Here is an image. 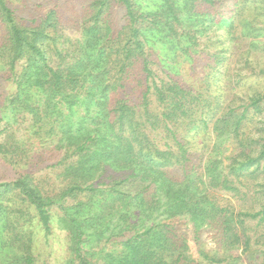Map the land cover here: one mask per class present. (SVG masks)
<instances>
[{"label":"trees","instance_id":"obj_1","mask_svg":"<svg viewBox=\"0 0 264 264\" xmlns=\"http://www.w3.org/2000/svg\"><path fill=\"white\" fill-rule=\"evenodd\" d=\"M221 2L155 0L143 6L142 0H85L75 25L78 36L73 39L59 26L55 8L25 23L9 0H0V71L8 74L15 88L4 100L8 98L6 107L22 104L30 90L40 93V99L28 107L31 133L45 137L60 151L57 165L63 168L62 182L53 194L30 171L0 182V253L8 255V248L9 253L24 251L20 264H32L28 251L35 237L42 233L47 238L52 224L59 221L72 228L70 242L78 264H98L86 257L81 245L97 234L98 225L108 223L103 209L92 212L105 195L112 204L134 199L141 221L169 209L170 217H187L195 234L203 227L218 231L219 246L199 252L205 264L235 263L243 255L245 264H264V56L258 54L264 52V45L254 50L261 46L254 21L239 22L242 11L253 4L259 16L264 0H234L231 17L218 19ZM114 7L124 11L119 27L112 20ZM215 26L222 28L220 36ZM156 34L172 49L192 57L201 48L200 38L211 40L214 34L216 46L211 42L202 47L209 49L208 62L224 65L230 52L234 65L254 63L261 88L245 98L236 94L228 103L221 96L210 99L211 94L186 87L169 75L156 76L149 61L151 36ZM246 36L252 38L250 45L234 53L238 50L229 42L245 43ZM62 105L83 107L81 120L71 123V117L60 116ZM237 107L241 111L236 112ZM257 116L256 136L247 126ZM88 120L93 129L86 125ZM186 120L200 123L199 128L212 122L215 130L222 122L233 124L229 135L234 147L225 156L227 162L191 158L184 135H178ZM159 133L162 145L156 142ZM15 139L0 143V156L26 164L29 155ZM122 172L127 174L122 177ZM177 175L183 177L181 181ZM129 182H138L134 193L124 190ZM220 191L230 198H218L215 193ZM119 221L118 237L133 234L123 240L117 264L189 260L184 254L186 240L174 233L171 224L158 221L136 230L129 217ZM16 259L15 255L10 262Z\"/></svg>","mask_w":264,"mask_h":264},{"label":"rangeland","instance_id":"obj_2","mask_svg":"<svg viewBox=\"0 0 264 264\" xmlns=\"http://www.w3.org/2000/svg\"><path fill=\"white\" fill-rule=\"evenodd\" d=\"M221 1L220 5L224 4V6L219 9L215 8L212 11L214 12L218 9L217 11L221 13L218 19L221 16L225 18L231 17L229 8L231 9L233 6L234 0ZM84 2L85 0H9L10 5L15 9L16 15L24 20L25 23H29L33 19H39L47 10L55 8L57 10V17L60 20L59 26H62L63 32L73 39L78 36L74 32L76 30L75 25L78 20L77 15L80 14ZM154 2L155 0H142L143 6H146L145 4L152 5ZM255 7L256 6L253 4L248 7V11H242L239 22L242 25L245 19L249 22L250 20L255 22L257 27V31L255 32L259 33L258 44L261 46L256 47L254 50L259 51L264 45V16H262L264 8H262L263 6L258 7L262 15L260 14L257 16ZM123 16V9L120 7L113 8L112 20L115 26L119 27L123 24ZM214 29L216 30L215 33L219 36L223 32L222 28L220 29L218 26H215ZM208 34H210V32L205 35ZM251 40V36H246L244 39L245 43L241 44L236 40L235 43L229 42V44L230 47H235V50H238L234 52L237 54L242 49H245L246 45H250ZM216 41L217 38L214 34H212L211 40H209L208 36H202L199 40L201 48L198 52L194 53L192 57L184 54L181 49H172L170 44L160 40L159 35H152V50H150L149 56L152 71L158 77H167L169 75L186 87L205 94H211L212 98L210 99H213L215 96H221L222 99H225L228 103L236 94L242 95L245 98L253 91L260 89V83L256 81L258 79L254 72L258 69V66H255L254 63H252L250 67L242 62H238L234 65V63H232L233 57L230 52L226 53L227 59L224 65L214 67L208 62L209 59L206 53L208 54L209 49H204L202 47L208 46L211 42L216 46ZM226 47H228V42L226 43ZM258 54L264 56V52H259ZM234 59L237 61L238 58L236 57ZM7 76L8 74H6L5 71H0V143L5 142V140L14 142L16 138L17 140H15L18 141L20 147L25 153L27 152L29 157L26 164H24V161L19 164H13L0 156V182L12 181L16 179L19 174L30 171L36 179H40L44 186L48 188L47 193L53 194L58 191L59 185L63 179V176L60 174L63 168L57 165L61 153L49 146L45 137L39 138L32 134L30 129V123L32 121L30 122L29 119L28 107L33 105L35 101H38L41 95L34 90H30V97L26 99L22 98L24 100L22 104H16L17 107H6L8 98L4 101L5 98L15 90L12 80H8ZM128 87H131V85H128ZM122 93L124 94V91H122ZM135 96L136 95L133 93V98ZM61 108L62 111H60V116H64L65 119L71 117V123L72 121L77 123V121L81 120L84 113L83 107L81 106L72 109L62 105ZM69 109H72L70 111L75 113L76 116L69 114ZM239 111H241V109L237 107L236 112ZM195 119H197V117ZM257 119H260V116L254 118L252 123L247 126V130H252L251 133L254 135L256 132H254L253 123L256 126ZM191 123H194V120L189 123L186 120L178 127V135H180V132L184 135L188 143L187 147L191 153V158L198 161L199 159H206L208 157H217L221 160L224 159V163L227 162L225 156L229 155L234 147L229 135L230 128L233 124L222 122L219 125L220 128L215 130L217 126L212 122L208 124L207 128L202 126L200 128L197 127V125L200 124L198 122H196V124L194 123L191 128V126H188ZM86 125L93 129V125L89 120L86 122ZM195 126L199 128V132H196L197 130L194 129ZM7 133L13 134L15 138H13V140L10 139ZM161 135L162 134L159 133L157 136L156 142L159 145L163 143V141L160 140ZM125 173L127 174V172H122V177L125 176ZM176 178H178V181H181L183 177L177 175ZM136 183H126L124 190L129 193H134L137 189ZM215 194L218 198H230V194L226 192L220 191ZM103 198L105 200H102ZM107 200L105 195H102L98 199L97 206L93 208L92 212L98 214L100 209H103L105 221L108 223L104 226L98 225L97 234L91 238H87L81 245L85 250L86 257L98 264H117L118 257L124 251L123 240L133 234H127L128 232H126L125 237L117 236V223L120 224L119 219L121 217L122 221L125 217H129L133 224H137L136 228H133L136 230H142L143 227L156 224L158 221L171 224L174 233L184 237L187 243L184 254L189 260L182 259L180 264H205L206 262L202 259L203 256L199 253L200 250L203 249L204 251L211 252L216 249L218 245V231L210 227H203L195 234L193 225L189 222L187 217H170L171 212H169V209L164 212L160 209L145 218L144 221H141V216L137 217L139 211L133 207L134 199L129 201L130 204L127 203L126 200H119L115 204H112L110 201L107 202ZM231 202L233 205H237V201L234 197L231 198ZM57 212H59L58 209H56V213ZM75 216H78V214ZM81 216L80 214L79 219H81ZM51 227V234L47 238H45L42 233H39L31 244L28 253L33 256L32 264H78L77 260L74 258L73 248L70 242L72 228H69L66 224H61L59 221L54 222ZM22 252L16 254L13 252L9 253L8 248V255L4 252L0 253V264H3L5 261L9 262V264H20L23 259ZM239 254L240 250L234 252L235 257H239ZM15 255L17 259L10 262L15 258ZM245 259L247 260L246 256L243 255L241 261H236L235 263L231 262L230 264H245L247 263Z\"/></svg>","mask_w":264,"mask_h":264}]
</instances>
